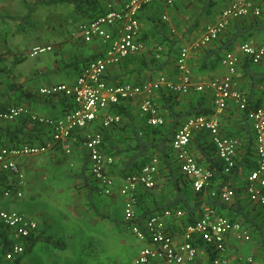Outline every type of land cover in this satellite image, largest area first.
<instances>
[{"label": "built area", "instance_id": "built-area-1", "mask_svg": "<svg viewBox=\"0 0 264 264\" xmlns=\"http://www.w3.org/2000/svg\"><path fill=\"white\" fill-rule=\"evenodd\" d=\"M178 0H126L121 7L109 4L106 10L91 20L77 23L71 36L89 40L101 37L107 44L104 52L88 61L74 82H58L50 86H42L38 92L43 96L63 95L70 97L75 104L59 118L37 116L26 106H11L0 111V119L14 120L20 115H28L32 120L51 127V139L41 143H23L21 145L0 147V175H13L12 187L3 191L6 198L23 196L26 174L22 170L19 157L34 156L48 151L55 141L69 138L75 131L86 129L102 115L100 128L87 131L83 138V148L89 158V172L101 191L112 195L115 190L124 198V220L128 222L131 233L143 246L130 264H192L200 253V242L212 247L216 252L213 264H226L227 240L233 237L238 242H249L251 232L243 222L234 220L219 213L214 206H206L204 212L196 219L181 223V231L174 227L187 215L183 208H165L159 213L144 219H137V193L139 187L153 188L157 182L158 160L152 159L140 173L125 179L122 186L116 189V180L108 173V166L114 158L103 149L104 135L102 128H109L121 122V115L110 112V107L120 101L139 99V107L146 115L150 125H161L164 117L159 114L153 101V94L160 88L174 93H187L192 87L197 91L208 88L213 94L214 113L211 116H198L186 119L176 130L172 147L180 162L181 171L190 177L195 192L209 190L212 197L220 195L223 202L231 203L237 191L230 182L220 181V186L211 187L213 171L198 162L191 149V138L196 132L208 131L216 147L217 156L223 161V173L230 174L235 167L236 158L241 146V139L236 135H228L222 130L219 121L225 109L234 102L239 109H248V118L254 131L256 166L247 173L245 191L248 200L261 210V225L264 231V106L249 107L247 97L237 87V67L242 56L253 63L264 62V44L244 42L236 49L226 52L223 65L225 74L207 82H195L189 65L191 51L208 44L219 37L232 19L250 13L260 14V8L251 0H232L220 17L206 25L203 33L180 47L177 57V69L180 74L178 82L169 81L165 76L156 80L139 83L111 84L106 80L107 71L119 64L126 57L139 53L144 47L141 23L138 12L152 2L173 4ZM167 20V15L163 16ZM120 25L118 33L111 34L109 27ZM50 46H37L31 55L50 50ZM66 153L71 152L65 147ZM39 222L24 212L0 208V230L5 229L14 234L9 248L0 254V264H6L25 253V244L21 238L28 237L37 231Z\"/></svg>", "mask_w": 264, "mask_h": 264}, {"label": "trees", "instance_id": "trees-1", "mask_svg": "<svg viewBox=\"0 0 264 264\" xmlns=\"http://www.w3.org/2000/svg\"><path fill=\"white\" fill-rule=\"evenodd\" d=\"M68 1L73 3L75 11L81 13L86 20L96 18L106 10L105 6L102 5V0ZM231 1L232 0H228L225 2L224 8L228 6ZM251 1L260 8V14L254 15L250 13L240 18L233 19L217 39L191 51V66L196 78L199 76L205 78L207 76L213 79L221 75L222 72L224 73L226 67L223 65L222 61L226 52L236 49L240 44L244 42L264 44V0ZM214 4L215 2L213 0H205L204 9L202 13H200H207L208 15L206 16L209 17V13L212 11ZM146 6H148V4L143 8ZM141 10L138 12L139 20ZM24 17H27V15ZM153 19L158 20V23L161 25L160 29L156 31L158 32L157 35L156 33H152L153 36L159 39L158 42L163 45V50L160 51V55L156 56L151 54L143 57L134 54L132 56L130 55L131 57L129 56L128 58L130 64L128 65L137 63V69L127 70L122 73L118 69H116L114 73L108 72L106 74V79L109 82L115 84L127 82L139 83L148 78H154L165 72L172 71L174 67V72L177 73L176 62L180 47L182 46L181 43L183 42L170 30L171 28L168 27L166 24L167 21H165L162 16L156 15ZM189 19L191 23L190 26L185 24L186 22L184 19H180L176 22L178 30L180 29L182 35H185L188 39L191 38L189 37L191 34L195 35L196 31L200 32L204 26H206L205 23L203 27L201 26L197 29L199 26L198 16L193 18L192 15H189ZM192 19L193 21H191ZM24 25L25 24L21 22L18 28L22 30ZM165 27H168L166 31L163 30ZM141 31V38L143 41L144 38H149L148 34L147 36H143L145 31H143L142 27ZM162 53L166 54L162 56ZM94 58H96V56L86 60L84 64ZM261 64H264V62L253 63L248 57L242 56L238 65L241 75L239 76L238 73L236 75L237 87L240 91L242 90L238 86V81L239 77L243 75H248L253 85L257 82H264V67L261 69L259 67ZM134 73L136 74V78L131 80L130 78ZM114 75L122 76V79L114 81ZM253 93L254 91H251L250 94L243 93L247 97L249 107L256 108L262 106L255 102ZM19 97L20 95L12 100L16 102ZM62 99L65 108L59 117L75 107L70 97L62 95ZM153 101L158 107L159 114L164 117L163 124L150 125L147 123V119L144 122H140L137 120V114L134 112L130 100H125L113 104L109 109L110 112L121 115V122L114 124L111 126L112 128H102L104 135L102 149L107 155H111L114 158L113 163L108 166V173L114 177L115 180H117L116 178L124 180L131 175L138 174L147 163L152 161V159L156 158L158 160L156 185L153 188L138 190L136 205L138 213L137 219L143 223L145 218L152 214L159 213L165 208H183L187 211V215L181 218V222L186 223L200 216L204 212L206 206H214L219 213L226 214L231 219L244 217L246 222L254 223L264 234L262 225L257 222L261 218L260 209H257L254 215L251 216L249 212L245 210L246 207L243 205L244 201L241 202L238 199L231 202V204L223 202L220 195L212 197L210 191L207 189L201 192L193 191L191 179L181 171L180 162L172 147V140L175 132L186 119L202 115L211 116L214 113L215 109L212 91L208 88L203 91H197L195 88H192L187 93H174L169 90H160L156 98H153ZM10 105V101L5 105L0 104V111L7 109ZM17 105L18 104H15L14 106ZM232 105H235L237 109H233ZM237 110L245 122L240 130L233 131L231 127L225 128L223 123L221 125L222 130L226 134L236 136L240 134L245 142L243 144V146H245L243 150L244 154L240 156L238 153L235 167L230 174L227 175L223 173V161L217 156L216 147L208 131L202 130L196 132L191 138V149L196 155L198 162L204 164L213 171L211 187L220 186L221 180V182H223L222 184L229 182L240 170H246L248 173L256 166L254 131L248 118V109L241 110L236 104L230 103L224 113H233L234 111L237 113ZM224 113L222 115H224ZM27 126V118L25 117H19L14 121H5L4 123L0 120V147H12L27 142L34 143L33 141L35 138H32L31 133H28L26 129ZM115 140H118V142ZM86 156L87 160H89L87 153ZM87 169H89V167L85 165L81 176L85 178V185L91 189L92 185L90 179L85 174V170ZM0 183L5 184V189L12 187V183L8 182L7 173L0 175ZM231 186L235 188L234 185L231 184ZM155 188L157 190H155ZM157 196L160 198V201L156 199ZM204 196L206 198L202 200ZM196 199L197 201H195ZM94 210L97 214L103 217L106 216L96 207H94ZM125 224L128 225V222H125ZM179 229H181L180 225L178 230ZM9 233L10 232L5 229L0 230V254L5 252L9 248L11 241L15 239L14 234L13 237H9ZM34 234L35 233H31L28 237L24 238L25 251L30 250L33 245L40 240L48 242L54 240L52 236L45 235L43 231L36 235ZM55 242H58L57 246L61 249L65 246L62 240L60 242L56 240L54 243ZM199 246L207 252L209 264H213L216 252L204 242H200ZM20 261L21 257L6 264H19ZM192 264L197 263L194 262Z\"/></svg>", "mask_w": 264, "mask_h": 264}, {"label": "crops", "instance_id": "crops-1", "mask_svg": "<svg viewBox=\"0 0 264 264\" xmlns=\"http://www.w3.org/2000/svg\"><path fill=\"white\" fill-rule=\"evenodd\" d=\"M125 1L126 0H102V5L107 8L109 4H112L113 6L119 8L123 5ZM213 1L215 2V4L212 7V11L209 13V17L206 16L208 15L207 13L201 14L204 9L205 0H180L177 3L173 4H167L165 2H152L148 4V6L141 10L140 23L143 31H145L143 36H147L148 34L149 38H144L145 47L139 53H136L134 55L143 57L146 55L154 54L156 56H159L161 53L160 51L163 50V45L158 42L159 39L152 35V33H156L157 35L158 32L156 31L161 27V25L158 23V20L153 19L154 16L160 15L163 17L164 15H167V20L164 18L163 19L167 21L166 24L169 28H171L170 30L175 33V35L179 37L180 40L183 42L181 44H184L185 42H187L188 37L182 35L181 30H178L176 22L180 19H184V21L186 22L185 24L187 26H190L191 23L189 21V15H192L193 18H196V16H198L199 26L197 27V29H199L205 23L210 24L214 22L220 17L221 12L224 9V3L228 0ZM25 15H27V17H24ZM81 21H86V18H84L81 13L75 11L73 3L68 0H0V26L6 23L10 27L9 32L13 35L11 37L13 42L12 46L15 48L13 50L11 48H4L0 46V104L5 105L8 104L10 101L11 105L9 107L14 106L15 104H20L22 106L28 107L30 111L37 116H49L54 119L59 118V115H61L65 108L62 95L43 96L38 92V89L42 86H50L58 82H74L77 76L82 71V68L85 65L84 62L94 56L98 57L101 53L104 52V49L107 44L106 40L101 37H96L89 40L72 37L71 32L74 30L77 23ZM191 21H193V19ZM21 22L25 24L22 30L18 28V25ZM12 23L13 26H11ZM28 27H39L41 29H47L46 35H52L56 39V44L52 42H47L45 44L40 45L35 44L34 46H50L51 49L47 51H55L56 53L54 57L49 60V63L46 66L47 68H39L40 74H42L40 78L38 77V70H35V76L33 75L34 72H30L29 68H20L19 70H14V65L22 63L26 59L24 53L19 51V47L27 46L25 40L21 39V33L22 31H25ZM119 27L120 25H116L113 27H109L108 30L111 34L115 35L119 31ZM168 27H165L163 30L166 31ZM29 54L31 55V51L29 52ZM164 55L162 53V56ZM129 56L126 57L121 64L111 67L107 71V73H114L116 69H118L121 73L126 72L127 70L137 69V63L133 65H128L130 64L128 60ZM188 62L192 69V55L190 56ZM259 67L263 69L264 64H261ZM174 69L172 71L165 72L162 75L165 76L169 81L178 82L180 80V74L177 71L178 69L176 70L177 73L174 72ZM44 71L50 72L49 76L51 79H49V77L44 78ZM239 71L240 69L237 67V72L240 76L241 71ZM225 73H221V75ZM162 75L160 74L154 78H148L145 81L156 80ZM114 76V81H119L122 79V76ZM33 77L38 78L33 79ZM194 77L195 76L193 74V79L195 82H207L211 80V78H208L207 76L205 78H202L200 76L197 78ZM135 78L136 74L134 73L132 74V77L130 79L132 80ZM107 82L109 81L107 80ZM109 83L112 84V82ZM238 86L242 90V92L246 94H250L251 91H254L253 99L258 105L264 106V82H257L255 85H253L248 75H243L239 77ZM160 90L165 91L166 89L162 87L155 91L153 94V98H156L157 93ZM18 95H20V97L17 99L16 102H14L12 99ZM140 101V98L135 100L130 99V103L132 104L133 110L137 114V120H139L140 122H144L146 121V115L141 111L139 107ZM231 104L235 103L231 102ZM232 106L233 109H237L235 105ZM19 117L27 118L28 126L26 127V129L28 133H31L32 138H35V140L33 141L34 143H41L43 141L51 139V127L49 125L34 121L28 115H20L17 118ZM17 118H15L14 120H16ZM101 119L102 115H100L98 119L86 129H79L75 131V133L72 134L69 138L55 141L54 146L42 154L34 156H23L18 158L22 170L26 174V188L24 190L22 189V197H25L26 192L29 191L28 203L26 202L25 205H22L20 203L22 207L26 206L25 211L27 210L28 212H25L24 210L21 211L27 214L28 216L38 220L39 227L38 230L34 232V235L38 234L41 231H43L44 234L47 236H54V234L58 233L52 232L53 230L51 228V225L53 224V222L51 221V219L47 220L49 224H46L44 220L40 221V216L38 215L39 211H37L36 209V204L38 203L35 204V201H37L38 199H54L56 195L61 192V188L65 186V183L68 185H71L73 183L74 186L72 184V188L74 189L80 186L84 188L87 187L85 185V178L81 176V173H83L82 170L85 165L89 167V160H87L86 152L82 144L83 138L87 131L100 128ZM0 120L2 121V123H4L5 121H14L5 119ZM219 121L221 125L223 123L225 128L231 127L233 131L240 130L243 127V124L245 123L244 120L241 118L238 110L237 113L236 111H234L233 113H224V115L219 116ZM83 131H85V133ZM238 135L241 138V135ZM115 141L118 142V140ZM244 143V140L241 138V146L238 152L240 156L244 154ZM65 147H70L71 152L66 153ZM85 171H88L87 173H90L89 169ZM244 175L246 177V170H240L236 174V176L229 180L230 184L234 185L237 191V195L232 202L238 199L241 202L244 201L243 205L246 207V212H249V215L252 216L258 208L255 207L246 196L245 179H243ZM12 178L14 179L13 175L7 173V179L9 183H12ZM116 179L117 189L118 186L124 185L125 179ZM4 185L5 184L0 183V208H3L1 206L6 201L20 202V200H18L19 198H6L3 195V191L5 190ZM96 185L100 189L97 183ZM241 186L244 187L243 191L240 192L239 187ZM140 189L144 190L147 188L139 187L138 190ZM155 190L157 189L155 188ZM112 195V197H116L117 199L119 197L123 198L121 195H119L117 190H115ZM116 198H113L112 200L117 201ZM156 199L160 201V198L158 196L156 197ZM195 201H197V199ZM15 204L20 205L19 203L17 204V202H15ZM45 214L47 213L45 212ZM234 220H239L244 223L247 229L251 232L252 240L244 243L236 241L233 237H229L227 240L226 264H228V262L230 264H264V252L260 250L259 247L263 244H261V240H258L259 238H262L263 243L264 234L254 223L252 224L251 222H246L244 217ZM172 222H174V227L177 229V231L180 232L181 229L178 230V228L179 225H181L182 223L181 219H179L178 221L173 220ZM257 222L258 224H261V218ZM61 230L64 233L66 232L63 229ZM63 232H59L58 235L65 238H70L72 236V233L70 232L69 234L66 233V235H68L66 237ZM19 240L24 242V238H21ZM38 242L47 243L42 240ZM35 245H33L31 249H33ZM245 249H249V251L245 253V255H243L242 253ZM205 256H207V252L201 249L196 263L199 264L200 261H203ZM23 258H25L24 254L21 256V261L23 260Z\"/></svg>", "mask_w": 264, "mask_h": 264}, {"label": "rangeland", "instance_id": "rangeland-1", "mask_svg": "<svg viewBox=\"0 0 264 264\" xmlns=\"http://www.w3.org/2000/svg\"><path fill=\"white\" fill-rule=\"evenodd\" d=\"M11 26H13V23ZM9 29L10 27L6 23L0 26V46L14 50L11 39L13 35L9 32ZM46 31L47 29L39 27H28L25 31H22L21 39L25 40L27 46L19 47V51L24 53L26 59L22 63L14 65V70L29 68L30 72H34V76L36 74L35 70H38V77H41L42 74H40L39 68H47L49 60L56 53L55 51H45L31 56L29 52L32 51L35 44L55 43L56 39L52 35H46ZM203 31L204 28L200 32H196L195 35H190L191 38L187 41L197 38ZM49 74V71H44V78L49 77L51 79ZM38 77H33V79ZM83 132L85 133V131ZM87 172L86 174L92 185L91 190L82 186L74 189L72 188L73 183L71 185L65 183V186L59 192L60 194L58 193L54 199H38L39 202L38 200L35 201V204L38 203L36 204V209L39 211L40 221L44 220L46 224H49L47 220L51 219L53 222L51 225L52 232H63L61 230L63 229L66 231L65 233L63 232L66 237L68 236L66 233L69 234L70 232L72 236L65 238L56 233L52 236L53 241H45L47 243L38 242L33 249L24 253L25 258L19 264H130L137 255L143 244L134 237L128 225L125 224L123 198L119 197L117 199L112 197L113 195L104 194L97 187L91 174ZM243 179H246L245 175ZM243 187H239L240 192L243 191ZM25 188L26 184L23 190ZM28 196L29 191L26 192L25 197L18 199L20 202H15L25 205L26 202L28 203ZM113 198H116L117 201L112 200ZM205 198L204 196L202 200H205ZM15 202L6 201L1 207L8 210L25 211L26 206L16 205ZM94 207L106 216L103 217L97 214ZM25 212L28 211L26 210ZM9 237H13V234L9 233ZM58 239L63 241L65 248L61 249L57 246L58 242L54 243L56 240L61 241ZM258 240H261L260 242L263 245L259 247L264 252L263 239L259 238ZM248 251L249 249H245L242 254L245 255ZM199 264H209L207 256ZM228 264L230 263L228 262Z\"/></svg>", "mask_w": 264, "mask_h": 264}]
</instances>
